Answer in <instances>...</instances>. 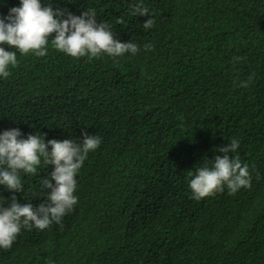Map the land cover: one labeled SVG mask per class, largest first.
Masks as SVG:
<instances>
[{
  "label": "trees",
  "instance_id": "trees-1",
  "mask_svg": "<svg viewBox=\"0 0 264 264\" xmlns=\"http://www.w3.org/2000/svg\"><path fill=\"white\" fill-rule=\"evenodd\" d=\"M137 2L41 0L76 16L94 9L115 39L137 44L135 55L73 58L49 41L37 57L0 45L18 60L0 77V133L101 139L76 176L73 234L34 243L22 228L0 248V264H264V0H175V11L143 0L150 29L148 16L131 14ZM19 6L0 0V18ZM232 139L230 155L256 184L194 199L191 178ZM51 171L21 173L23 193L0 186V204L13 195L21 205L45 202L40 181Z\"/></svg>",
  "mask_w": 264,
  "mask_h": 264
},
{
  "label": "clouds",
  "instance_id": "clouds-1",
  "mask_svg": "<svg viewBox=\"0 0 264 264\" xmlns=\"http://www.w3.org/2000/svg\"><path fill=\"white\" fill-rule=\"evenodd\" d=\"M162 3L167 11L172 8L175 11V0H162ZM131 14L149 17L143 23L145 29L154 26L155 21L149 16V9L143 6V0L133 5ZM117 23L123 24V18ZM53 34L54 38H50ZM49 41L53 48L73 58L87 56L93 59L102 54L120 57L125 53L135 55L139 51L137 44L115 39L107 23L97 22L94 9L76 16L67 9H54L51 3L42 6L41 0H20L19 7H12L6 17L0 18V45L6 44L22 55L32 53L43 57L47 54ZM144 47L147 50L150 45ZM17 64L16 52L0 47V77L6 79L10 75L9 67ZM240 86L247 87L248 83ZM83 136L82 142L71 139L45 142L44 135L40 133L20 138L22 132L19 128L0 133V186L9 192L23 193L21 173L36 175L41 165L53 166V171L40 181L45 202L36 207L31 203L21 205L13 195L7 207L0 204V248L10 249L22 228L35 232L32 233L35 235L34 243L46 233L69 230L68 235L73 234L79 208L78 197L74 195L76 176L89 152L95 151L101 144L98 136L87 133ZM238 147V141L232 139L227 146L219 148L223 156H215L211 167L197 169L189 184L194 199L201 200L223 192L225 187L229 190L226 195H233L241 188L249 190L251 185L256 184L251 179L248 164L242 163L238 156L230 155ZM229 227L232 232L239 230L232 220Z\"/></svg>",
  "mask_w": 264,
  "mask_h": 264
}]
</instances>
